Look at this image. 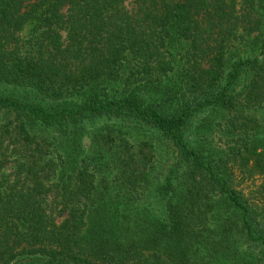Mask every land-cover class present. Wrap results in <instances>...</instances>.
<instances>
[{
	"label": "trees",
	"instance_id": "1",
	"mask_svg": "<svg viewBox=\"0 0 264 264\" xmlns=\"http://www.w3.org/2000/svg\"><path fill=\"white\" fill-rule=\"evenodd\" d=\"M1 85L0 264H264V0H0Z\"/></svg>",
	"mask_w": 264,
	"mask_h": 264
},
{
	"label": "rangeland",
	"instance_id": "2",
	"mask_svg": "<svg viewBox=\"0 0 264 264\" xmlns=\"http://www.w3.org/2000/svg\"><path fill=\"white\" fill-rule=\"evenodd\" d=\"M31 24H27L23 31L21 32L22 36H26L31 28ZM6 85H1V90H6ZM24 97L26 98H34V94L32 93H24ZM201 118H196L190 127L191 136L192 134L196 132V130H199V122ZM96 125L102 124L104 122L103 119H97ZM197 125V127H195ZM197 136V135H196ZM200 136V135H198ZM89 139H84L83 141V148H84V154L91 153V147L90 145L92 143H88ZM156 152L159 158L162 160L166 159L167 153L171 152V148L167 145V143L163 139L155 138L154 140ZM69 169V167H68ZM9 170V169H8ZM235 177H232V183L234 184V187L240 191V193L247 199H259L257 205H260V193H259V186L264 181V174H254L252 176H241L238 170L234 171ZM264 218V216H263Z\"/></svg>",
	"mask_w": 264,
	"mask_h": 264
}]
</instances>
